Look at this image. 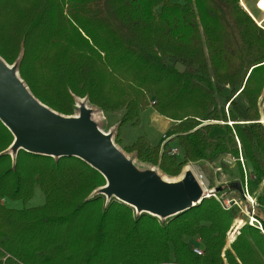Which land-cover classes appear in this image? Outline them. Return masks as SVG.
Wrapping results in <instances>:
<instances>
[{
    "label": "trees",
    "instance_id": "obj_1",
    "mask_svg": "<svg viewBox=\"0 0 264 264\" xmlns=\"http://www.w3.org/2000/svg\"><path fill=\"white\" fill-rule=\"evenodd\" d=\"M255 3L264 11V0ZM0 58L60 114L73 115L82 98L121 109L119 143L120 126L151 105L171 121L183 156L144 136L124 148L166 175L237 157L236 136L246 166L264 179V29L239 0H0ZM215 125L226 134L213 138ZM13 142L0 120V264H264L255 225L245 222L226 242L236 206L209 197L165 219L133 214L99 192L105 178L83 160L11 153ZM36 186L43 203L26 206ZM8 198L24 206L9 207ZM256 203L264 207V193Z\"/></svg>",
    "mask_w": 264,
    "mask_h": 264
},
{
    "label": "water",
    "instance_id": "obj_2",
    "mask_svg": "<svg viewBox=\"0 0 264 264\" xmlns=\"http://www.w3.org/2000/svg\"><path fill=\"white\" fill-rule=\"evenodd\" d=\"M0 120L13 134L15 150L83 160L105 178L106 184L99 192L134 208L137 213L165 219L206 198L190 170L179 181L165 180L153 169L138 172L110 135L94 123L86 107H79L75 115L52 110L30 92L16 64L8 65L2 58Z\"/></svg>",
    "mask_w": 264,
    "mask_h": 264
},
{
    "label": "rangeland",
    "instance_id": "obj_3",
    "mask_svg": "<svg viewBox=\"0 0 264 264\" xmlns=\"http://www.w3.org/2000/svg\"><path fill=\"white\" fill-rule=\"evenodd\" d=\"M256 0H239L240 5L244 8L248 14L253 18V20L257 23L261 28L264 27V21L259 24L261 17H264V13L259 11L255 7ZM260 12V15L256 12ZM264 29V28H263ZM15 66V65H14ZM151 95H149L150 97ZM239 99V96H238ZM220 102H223L222 100ZM259 109L261 111L264 105V93L262 89L261 96L259 97ZM79 107H86L89 110L90 117L94 121V123L105 133H108L112 138L114 144L118 149L129 158L136 170L138 172H145L148 170L157 171L160 176L164 177L165 180L169 181H179L183 177L184 172L187 170V166H183L180 170V173L176 176H169L164 174L158 165L143 162L135 157V153L133 151L125 150L124 146L129 145L134 142L139 136H144L147 141H149L152 145L160 144L162 148L166 146V150L169 148H177L178 149V157L183 156V150L178 145L177 141L173 138L172 140H164L163 134L170 135L169 127L171 125V121L165 119L162 116H159L156 111L153 109L151 105L147 106L140 112L139 119L136 124L131 123H123L119 128V135L122 140V143L116 142V131L117 125L121 119L123 111L121 109L116 110L114 112H106L101 110L99 107L90 104L86 99H77L75 104V114L79 113ZM225 111H227V104L224 105ZM261 120H264V116L261 117ZM206 122V121H205ZM264 123V122H263ZM225 126L215 125L210 133V135L214 138L217 135H225L226 134ZM166 141V142H165ZM236 146V140L234 138V144L232 145V149ZM16 149V144L11 145L10 152H14ZM230 154V153H229ZM232 155V154H230ZM233 156V155H232ZM224 159V155L219 157L218 161H210V160H199L189 165H193L203 174L205 178V183L208 184L209 187H221L220 191L223 193V198L236 199L240 208H238V219H242V223H248V217L245 215L247 211H250V204L243 200L242 192H241V184L239 186L236 185L235 189L229 187L230 182H238L241 183L240 178V170L238 168L237 162H233V164L226 163ZM196 163V164H195ZM217 163V164H216ZM187 165V164H186ZM219 166L220 170L215 171V167ZM251 173V172H250ZM248 174V189L249 194L256 202V198L264 193V179L254 176L252 173ZM3 202L9 207L20 208L24 206V203L21 200H15L8 198L7 200H3ZM43 203V195L38 186L34 188L33 195L31 199L26 203V206H37ZM137 211L133 208V214H136ZM254 214L260 221L264 224V207L255 205ZM237 223V222H236ZM239 224V225H240ZM250 224V223H249ZM236 225V224H235ZM233 224L232 228L235 227ZM263 228V225H262ZM228 237V235H227ZM232 241V240H231ZM230 241V242H231ZM227 242V239H226ZM229 242V243H230ZM228 244V242H227Z\"/></svg>",
    "mask_w": 264,
    "mask_h": 264
},
{
    "label": "built area",
    "instance_id": "obj_4",
    "mask_svg": "<svg viewBox=\"0 0 264 264\" xmlns=\"http://www.w3.org/2000/svg\"><path fill=\"white\" fill-rule=\"evenodd\" d=\"M263 93H264V87H263ZM261 121L264 122L263 120H261ZM221 123H224V122H221ZM227 124L231 125L232 121H227ZM234 138L236 140V148L238 150V156L233 157L232 159L235 162L238 161L240 166H241V169L243 172V181L241 183L242 198L244 201H246L247 203L250 204V211L248 210L245 215L248 217V223L255 225L260 231H262V233H264V230L262 228V224H261L260 220L254 214V207H255V205H257V203L255 201L253 202L252 200H250L251 195L249 194V189H248V174L251 175L250 169L245 164L244 158L242 156L241 148H240L241 147L240 142H239L238 138L236 136H234ZM163 139L167 140V136L165 134H163ZM168 153L170 155H177L178 149L176 147L175 148H169ZM227 154H229V153H227ZM226 163H230V161H226ZM214 169H215V171H219L220 167L216 166ZM187 170H190L194 174L196 180L199 182L200 186L205 191L206 198H209V197L215 198L221 204V206L224 209H230L233 206H236L238 208L241 207L239 202L236 199H234V198L225 199L222 197L223 196L222 192L215 191L214 187H209L208 184L205 183V178H204L203 174L201 173V171L198 172V170L196 168H194L193 165H189V166L187 165ZM240 221H242V219L237 218L235 220V224H236L235 227L231 228L230 231L227 233V235H228L227 242L228 243L233 239L235 231L239 228V226L242 225V224H240ZM193 251L196 254H201V250L198 249L197 247H194Z\"/></svg>",
    "mask_w": 264,
    "mask_h": 264
},
{
    "label": "crops",
    "instance_id": "obj_5",
    "mask_svg": "<svg viewBox=\"0 0 264 264\" xmlns=\"http://www.w3.org/2000/svg\"><path fill=\"white\" fill-rule=\"evenodd\" d=\"M259 11H260V10H259ZM256 13H258V15L262 16V15L260 14V12L257 11ZM253 18H254V17H253ZM261 18H263V17H261ZM261 20H262V19H261ZM261 20H260V21H261ZM263 28H264V27H263ZM165 119H166V118H165ZM167 120H169V119H167ZM165 135H166V134H165ZM166 136H167V140H169V139L172 140L171 138L175 139L174 136H173L171 133H170V135H166ZM167 140H166V141H167ZM175 140H176V139H175ZM166 141H165V142H166ZM148 143H149V141H148ZM149 144H150V143H149ZM150 145H151V146H154V145H152V144H150ZM223 155H224V159H223V160H225V161H230L229 165H230V164H233V162H235V161L232 159L234 156H232V155H230V154H227V153H226V154H223ZM218 160H219V158L216 159V160H214V161L216 162V161H218ZM189 163H192V162H189ZM189 163H188V164H189ZM188 164H187V165H188ZM195 164H196V163H195ZM216 164H217V163H216ZM187 165H185V166H187Z\"/></svg>",
    "mask_w": 264,
    "mask_h": 264
},
{
    "label": "bare ground",
    "instance_id": "obj_6",
    "mask_svg": "<svg viewBox=\"0 0 264 264\" xmlns=\"http://www.w3.org/2000/svg\"><path fill=\"white\" fill-rule=\"evenodd\" d=\"M261 12H263L264 13V11H261ZM263 20H264V17L262 18ZM259 23V22H258ZM260 24V23H259ZM264 121V120H263ZM156 174H158L159 176H160V174L157 172V171H155V170H153ZM160 177H162V176H160ZM163 179H164V177H162ZM250 200H252L253 202H254V200H253V198L251 197L250 198Z\"/></svg>",
    "mask_w": 264,
    "mask_h": 264
}]
</instances>
